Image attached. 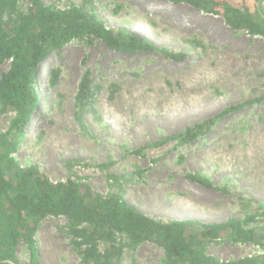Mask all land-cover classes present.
Listing matches in <instances>:
<instances>
[{
  "label": "rangeland",
  "instance_id": "obj_1",
  "mask_svg": "<svg viewBox=\"0 0 264 264\" xmlns=\"http://www.w3.org/2000/svg\"><path fill=\"white\" fill-rule=\"evenodd\" d=\"M58 9L85 4L109 28H123L169 54H118L99 39L74 40L39 67V102L12 154L21 167L36 166L52 183L76 182L93 194H120L154 218L215 226L228 220L264 231V39L232 30L222 18L156 0H40ZM241 8L242 0H225ZM30 0H18L25 11ZM264 20V3L246 0ZM253 5V6H252ZM159 8V9H158ZM203 46L193 47L188 41ZM10 62L0 66V75ZM52 69L59 70L54 84ZM84 76L92 100L76 103ZM230 108L235 113L218 117ZM13 118L0 107V133ZM210 132L191 143L173 138L206 121ZM122 248L120 264H164L156 245ZM63 217L42 220L34 255L20 242L7 264H81L84 247ZM105 243L97 244L102 253ZM205 254L228 262L264 251L234 241L228 231L202 245ZM96 264V261H93Z\"/></svg>",
  "mask_w": 264,
  "mask_h": 264
},
{
  "label": "trees",
  "instance_id": "obj_2",
  "mask_svg": "<svg viewBox=\"0 0 264 264\" xmlns=\"http://www.w3.org/2000/svg\"><path fill=\"white\" fill-rule=\"evenodd\" d=\"M156 1L173 7L190 6L204 15L222 18L234 31L244 30L264 39V20L258 8L252 11L246 0H242L240 9L225 0ZM251 2L255 5L264 0ZM17 3L0 0V66L10 62L9 69L0 75V107L13 114L7 131L0 133V264L16 259L20 242L34 255L36 229L48 217L65 218L69 231L81 239L76 244L84 247L81 264H120L119 236L133 248L142 243L156 245L165 254L164 264H264V254L221 262L207 256L202 248L217 232L225 230L234 241L256 243L264 250V231L244 228L234 220L211 227L192 220L154 219L129 205L120 194H93L90 188L71 181L52 183L36 166L21 167L15 162L12 154L27 138L26 129L37 110L39 67L72 41L93 37L118 54L158 51L178 63L185 59L184 54L158 50L123 28L107 27L85 9L86 1L79 7L58 9L30 0L25 11L19 10ZM188 43L202 46L194 40ZM58 76V69L50 71L51 85ZM91 100L88 77L84 76L76 103L85 108ZM237 109L230 108L218 117L233 115ZM214 124L213 120L203 122L173 138L191 143L199 135L208 134ZM99 242L105 243L102 253L97 250Z\"/></svg>",
  "mask_w": 264,
  "mask_h": 264
},
{
  "label": "built area",
  "instance_id": "obj_3",
  "mask_svg": "<svg viewBox=\"0 0 264 264\" xmlns=\"http://www.w3.org/2000/svg\"><path fill=\"white\" fill-rule=\"evenodd\" d=\"M258 254H261L262 255V254H264V251H260Z\"/></svg>",
  "mask_w": 264,
  "mask_h": 264
},
{
  "label": "bare ground",
  "instance_id": "obj_4",
  "mask_svg": "<svg viewBox=\"0 0 264 264\" xmlns=\"http://www.w3.org/2000/svg\"><path fill=\"white\" fill-rule=\"evenodd\" d=\"M159 9V8H158Z\"/></svg>",
  "mask_w": 264,
  "mask_h": 264
}]
</instances>
